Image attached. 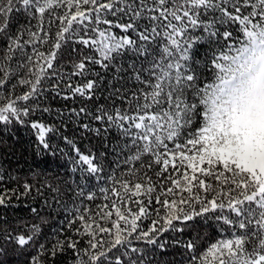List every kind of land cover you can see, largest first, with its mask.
Segmentation results:
<instances>
[{
	"label": "snow or ice",
	"instance_id": "6c2138e0",
	"mask_svg": "<svg viewBox=\"0 0 264 264\" xmlns=\"http://www.w3.org/2000/svg\"><path fill=\"white\" fill-rule=\"evenodd\" d=\"M61 8L62 14L53 11ZM46 12L50 27L59 23L42 51L50 41ZM69 42L92 53L72 63L71 76L102 79L89 67L99 65L115 68L110 84L123 82L111 88L121 105L70 110L99 125L80 127L103 136L108 150L86 155L63 137L76 153L73 171L82 173L78 203L69 208L53 197L31 207L37 223L0 232V264L9 250L23 264H56L69 250V264H152L151 253L170 245L185 250L184 264H264V0H0V130L30 124L38 152H53L46 135L56 128L26 119L51 112L28 102L48 92L92 100L100 86V79L73 86L54 67ZM197 44L209 50L194 61ZM125 64L130 72L122 76ZM128 81L137 87L129 89ZM17 87L26 90L15 95ZM112 132L117 139L108 143ZM23 188L20 195L32 191L28 183ZM10 199L0 194V206L9 207ZM96 199L104 202L88 203ZM56 206H63L65 219L44 235L41 213ZM152 212L157 219L145 230L138 221ZM198 218L220 233L203 251L198 236L161 239Z\"/></svg>",
	"mask_w": 264,
	"mask_h": 264
},
{
	"label": "trees",
	"instance_id": "16d2710c",
	"mask_svg": "<svg viewBox=\"0 0 264 264\" xmlns=\"http://www.w3.org/2000/svg\"><path fill=\"white\" fill-rule=\"evenodd\" d=\"M57 13H63L64 9H53ZM113 19L112 17H109ZM23 18H21L22 20ZM49 13H45L44 28L50 32V41L48 45H44L41 50L47 51L51 45L52 40L55 38V34L58 28L55 26L59 22L56 21L53 26H49ZM36 21H33L35 24ZM101 28L106 27L100 25ZM236 29V26H232ZM114 32L120 34L119 29H113ZM43 35V33H41ZM80 35H83L81 32ZM3 45L0 44V48ZM73 49H79V52L73 51ZM208 44H197L192 52L193 60H203L205 54L208 52ZM92 54L91 49L84 48L83 45L78 43H71L62 46L57 55V60L54 64L59 66V70L64 74L65 81L70 79L73 86L82 84L86 79H100V77H78L71 76L72 63L79 62L83 59L84 55ZM94 72L100 73L102 79H100V86L97 89L96 95L92 100H86L80 96H75L68 100L61 99L60 97H53V94L48 92L41 96L37 101H29V104L35 106L39 105L40 109L45 107L50 108L51 112H43L37 110L35 114H30L26 119L31 121H37L44 123L47 126H54L56 132L48 133L46 139L49 140L53 146V152L45 150L37 151V135L36 130L32 129L30 124L20 125L13 124L8 125L7 130H0V194H7L11 197L8 201L9 207L0 206V232L5 229H14L17 225H23L24 222L37 223L38 221L33 217L30 212V208L33 206L40 207L43 204L44 199L52 200L53 197H58L60 201L67 204L71 208L75 203H78V199L74 198V193L77 190V183L80 181L82 175L79 171H73L74 163L76 160V153L72 149L70 144H67L63 137H67L73 141L83 154L95 153L99 155L101 152H105L108 149L105 148V141L103 136H96L92 132H87L80 127L81 123H90L93 128L99 125L90 119L80 120L74 114L70 112L71 109H79L82 106H87L90 109H95L99 105H105L111 107L113 104L117 106L122 104V101L115 95L111 94L112 87H120L121 84H110L115 74V68H110L108 71L100 68L99 65H89ZM125 72H122V76H127L130 70H127V64H125ZM24 74V70L20 71V75ZM205 75H208L205 73ZM127 87L134 89L137 87L133 81H128ZM25 88L17 87L15 95H19L25 91ZM65 93L71 95L70 90L64 89ZM3 103V101H0ZM23 103V102H21ZM58 112H62V115H58ZM5 126L0 125V129ZM117 139L114 132L108 136V143H112ZM112 160L111 156L105 157V161L110 165ZM118 174V170H117ZM135 182V177H128ZM155 178V177H154ZM28 183L32 186V191L27 195H20L24 191L23 185ZM47 185H51L52 188H58L59 193L53 192ZM110 186V185H109ZM37 189H41V192H37ZM195 191V189H194ZM42 193V194H41ZM203 195V193H200ZM187 196V193H184ZM104 201L96 199L90 203L93 207L96 204H101ZM133 210L136 209V205L132 204ZM159 207V206H156ZM42 215L47 217V223L42 224V230L44 235H49L52 229H58L62 226V222L65 219V213L63 206H56L51 209H45ZM163 215V210L161 211ZM115 217L113 216V219ZM157 219L156 213L152 212L151 216L142 221H138V224L145 230L152 225V220ZM193 227L187 228L183 233H170L165 232L161 239L174 238L182 239L187 242L191 237H201L197 244L198 253L203 251L212 242H215L220 238V233L215 228L212 222L207 224L198 220L190 222ZM107 226L111 227L110 222H107ZM159 226V225H157ZM71 235V232H68ZM229 235L225 233V236ZM108 237L105 235V239ZM77 239H79L77 237ZM140 247H145L141 244ZM151 247V246H148ZM71 250L61 255H58L56 264H69L72 259ZM152 264H184L187 260L185 250L179 246H169L165 252H160L158 249L151 253ZM5 264H23L24 257L17 254H13L9 250V254L3 258ZM51 264V261H48Z\"/></svg>",
	"mask_w": 264,
	"mask_h": 264
}]
</instances>
